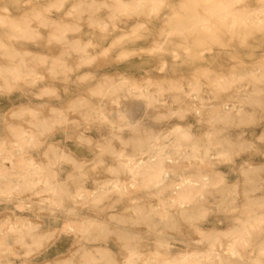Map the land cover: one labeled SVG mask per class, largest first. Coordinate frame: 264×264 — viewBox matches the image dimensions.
I'll list each match as a JSON object with an SVG mask.
<instances>
[{
    "label": "clouds",
    "instance_id": "clouds-1",
    "mask_svg": "<svg viewBox=\"0 0 264 264\" xmlns=\"http://www.w3.org/2000/svg\"><path fill=\"white\" fill-rule=\"evenodd\" d=\"M0 16V264H264V0H0ZM56 136L76 166L44 158Z\"/></svg>",
    "mask_w": 264,
    "mask_h": 264
},
{
    "label": "bare ground",
    "instance_id": "bare-ground-1",
    "mask_svg": "<svg viewBox=\"0 0 264 264\" xmlns=\"http://www.w3.org/2000/svg\"><path fill=\"white\" fill-rule=\"evenodd\" d=\"M3 17L0 16V20H2ZM137 45H140L139 47L135 48L133 50V56L137 57V62H138V58L139 56H143V55H147L149 54V52L151 51L150 49L146 48L144 45V41L143 40H138L135 42ZM124 55H127V51H125ZM206 56L208 54H205ZM168 69V65L167 62L165 63H161L159 66V71L161 73L166 72ZM149 84H151V81H149ZM122 87H127L129 89L130 92L135 93L137 91L140 90L139 85L135 84V83H129L127 80H124L122 82ZM41 94H51L54 89H50L48 87L45 86H41ZM130 107H132L133 109L136 108L135 104H130ZM81 142H83L84 144H89L90 139L89 136H80L78 138ZM65 141L63 140V138L61 136H57L55 140H49L48 144H47V151L44 152V158L48 159L49 154L51 155L52 158L56 159L57 162L60 159H64V158H68L71 159L73 158V152L74 150L72 149V147H70L69 145H67L68 148L72 149V151H66L64 147H62L61 145L64 144ZM79 162L78 161H74L71 163V165L76 166ZM237 163H239V161H237ZM39 165H37L38 167ZM223 171V170H222ZM71 172V169L68 173ZM67 173V174H68ZM113 183V187L116 188V190L118 189V184H116V182H112ZM93 191L92 189L89 190ZM15 216L18 220L22 221L25 225V227L32 233L35 235L38 234V236H40L41 234H44V231L42 229H40V225L41 223L38 222V224H32L30 221V217L28 215H18L15 213Z\"/></svg>",
    "mask_w": 264,
    "mask_h": 264
},
{
    "label": "rangeland",
    "instance_id": "rangeland-1",
    "mask_svg": "<svg viewBox=\"0 0 264 264\" xmlns=\"http://www.w3.org/2000/svg\"><path fill=\"white\" fill-rule=\"evenodd\" d=\"M56 137H55V139H56ZM78 144H80V145H86L83 142H81L79 139H78ZM67 145H69L70 147H72V149L75 151L73 145L70 142H68ZM81 154L84 155V156H88L89 157V160H91V157L89 156V154L87 153V151H83ZM74 161H77V160H75L74 158H71V159H68V158L60 159L58 161V166L69 165V164H71ZM222 170L223 171H226L227 169H222ZM61 171L63 173H65V174H67L70 171V169L69 168H61ZM90 189L93 190V185L92 184H88L86 186V191H89ZM16 214H18V215H28L30 217V221H31L32 224H38V222H40L39 217L32 216L31 213L28 211L27 208H25V209H18L16 211ZM40 229H42L41 225H40ZM53 235L54 234H52V233H48V232H45L44 231V234H41L40 236H38V234L35 235L34 236V239H35V242L37 243L38 246L44 248V250H45L46 253L53 254L52 253V250L50 248L45 247L46 245H49L53 241ZM57 243H58V241H57ZM41 264H44V262L42 261Z\"/></svg>",
    "mask_w": 264,
    "mask_h": 264
}]
</instances>
